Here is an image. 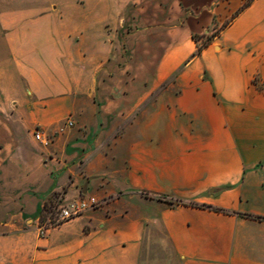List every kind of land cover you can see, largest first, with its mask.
I'll use <instances>...</instances> for the list:
<instances>
[{
	"label": "crops",
	"instance_id": "crops-1",
	"mask_svg": "<svg viewBox=\"0 0 264 264\" xmlns=\"http://www.w3.org/2000/svg\"><path fill=\"white\" fill-rule=\"evenodd\" d=\"M249 215L264 0H0V264H264Z\"/></svg>",
	"mask_w": 264,
	"mask_h": 264
},
{
	"label": "built area",
	"instance_id": "built-area-1",
	"mask_svg": "<svg viewBox=\"0 0 264 264\" xmlns=\"http://www.w3.org/2000/svg\"><path fill=\"white\" fill-rule=\"evenodd\" d=\"M73 125L74 123L72 121H67L66 124L60 128V131H64L67 127H72ZM34 134L35 138L44 144H49L53 140L50 136H44L43 132L39 129H36ZM104 203L105 200L98 199L94 196L79 197L66 203H63L61 197H57V200L53 204H50V207H52V211L56 209L58 212L56 216H48L45 219L40 232L44 234L48 228L80 216L88 210L99 208ZM47 209H49V207Z\"/></svg>",
	"mask_w": 264,
	"mask_h": 264
},
{
	"label": "trees",
	"instance_id": "trees-1",
	"mask_svg": "<svg viewBox=\"0 0 264 264\" xmlns=\"http://www.w3.org/2000/svg\"><path fill=\"white\" fill-rule=\"evenodd\" d=\"M196 39L198 40V37H196ZM211 40H212V37H207L204 43L198 46L197 54L201 53L203 49L211 43ZM178 202H181V201H178ZM49 209H52V207H49ZM215 209L225 211L224 209H221V208H215ZM249 216L254 217V218L264 219V217H261V216H255V215H249Z\"/></svg>",
	"mask_w": 264,
	"mask_h": 264
},
{
	"label": "rangeland",
	"instance_id": "rangeland-1",
	"mask_svg": "<svg viewBox=\"0 0 264 264\" xmlns=\"http://www.w3.org/2000/svg\"><path fill=\"white\" fill-rule=\"evenodd\" d=\"M216 33H217V31H216ZM57 212H58V210H56V209H54L53 211H52V209H49L47 212H45L44 217L47 218L48 216H56Z\"/></svg>",
	"mask_w": 264,
	"mask_h": 264
}]
</instances>
